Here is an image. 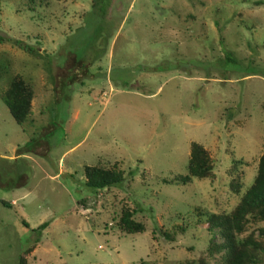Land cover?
I'll return each mask as SVG.
<instances>
[{
	"label": "rangeland",
	"instance_id": "374dc122",
	"mask_svg": "<svg viewBox=\"0 0 264 264\" xmlns=\"http://www.w3.org/2000/svg\"><path fill=\"white\" fill-rule=\"evenodd\" d=\"M13 75L32 91L20 124L1 99ZM191 141L213 176L180 183ZM263 149L264 0H0V264L28 246L24 264H217L206 217ZM91 164L124 178L91 190Z\"/></svg>",
	"mask_w": 264,
	"mask_h": 264
},
{
	"label": "trees",
	"instance_id": "16d2710c",
	"mask_svg": "<svg viewBox=\"0 0 264 264\" xmlns=\"http://www.w3.org/2000/svg\"><path fill=\"white\" fill-rule=\"evenodd\" d=\"M98 0H92V5ZM73 63H79L72 56ZM59 79L57 90L62 92L66 83L75 80L72 74L68 80ZM31 87L18 75H13L2 92L1 99L15 123L20 124L30 111ZM84 185L96 190L103 187L119 185L124 176L120 169L111 166L103 167L98 164L84 165L82 167ZM211 159L206 150L198 142L189 143L186 161V172L175 174L174 180L186 183L191 177L212 178ZM3 206L11 204L0 199ZM264 220V149L259 154L256 162L255 174L248 186L245 187L238 201L229 212H212L206 217V227L214 230L221 237L217 243L209 242L208 249L221 252L217 264H259V253L264 248V225L258 228L257 236L252 233L239 236L245 230L248 220ZM22 223L24 221L22 220ZM47 225L46 221L39 224L38 229ZM117 225L126 233L141 232L143 225L132 218L128 208L121 209ZM31 250V246L24 248L18 255V264H24L23 255Z\"/></svg>",
	"mask_w": 264,
	"mask_h": 264
}]
</instances>
